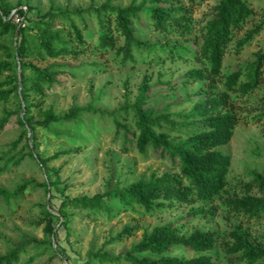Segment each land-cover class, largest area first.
<instances>
[{"label": "trees", "instance_id": "16d2710c", "mask_svg": "<svg viewBox=\"0 0 264 264\" xmlns=\"http://www.w3.org/2000/svg\"><path fill=\"white\" fill-rule=\"evenodd\" d=\"M112 0H105L99 7L85 10L75 9L57 14L49 13L45 18L35 19L36 34H24V27L12 21V8L0 0V39L8 34L16 36L15 46L0 44L5 59L0 60V76L12 70L9 60L16 61L18 71L6 83L12 84L10 90H0V102L6 103L12 91H19L18 108L24 116H18L21 126L44 129L52 124L77 123L80 116L100 118L110 122V131L120 138L123 152L133 146L140 154L147 149L158 154L176 170L139 179L127 186H121L119 180L104 192L90 197H64L59 209L53 214L46 206H41L36 225L42 226L43 236L55 240L56 232L53 221L56 220L64 229L68 226L70 213L78 211L86 216L114 213L113 204L122 208L136 206L144 213L154 215L181 205H193L189 215L201 217L212 215L206 206L220 200L226 211L245 220L264 219V172L251 170L250 180L242 184L240 195L227 192V174L230 167L228 156L216 148L227 144L233 129L239 122L238 108L243 99L253 93L261 84L264 73V48L256 53L254 60L227 74H222L223 59L227 47L234 35L242 31L244 23L254 13L246 0H218L210 17L201 25H195L190 9L178 0H141L138 5L132 0L124 8L111 6ZM202 0H188L190 6ZM16 9V8H15ZM93 13L96 18L98 36L95 42L86 43L81 31L70 20L71 16ZM18 16L25 13L22 9L15 12ZM148 20L149 31L164 40L149 42L135 36L133 24L141 16ZM264 16V12L262 13ZM68 21V33L54 27L55 20ZM264 28V19L246 31L235 41L233 51L238 54L253 37ZM196 41L190 43L189 35ZM173 36L172 38H170ZM121 39V45L117 42ZM160 39V38H159ZM168 39H172L170 41ZM19 40V41H18ZM112 51L122 63L134 65L137 60L143 63L164 65L165 63H192L197 66L184 73L188 83H200L203 86L176 104H165L159 110L148 108L153 88L150 76L144 75L137 87L132 103L125 102L117 109L106 112L90 106L78 108L71 106L65 114L57 116L51 108L41 111V120L28 116L30 108L40 106L45 98V89L58 84L57 77L65 75L64 66L46 65L44 67L27 61L29 54L44 59H78L84 56L105 55ZM92 71H100V64L95 60L84 63ZM28 72V75L25 73ZM159 74L156 84L170 86L169 81H162ZM3 83H0V88ZM32 95V96H30ZM39 101V102H38ZM259 115L255 118L264 121V97L257 107ZM8 119H0V131ZM26 137V132L23 134ZM20 138L17 140V142ZM16 142V143H17ZM25 147L32 151L34 146L26 142ZM73 150L64 152L72 153ZM51 158L39 159L45 166ZM27 186L37 187L32 182H23L11 193L0 188V199L5 205L19 199ZM46 190V185L44 186ZM256 189V194H251ZM224 193V194H223ZM134 229L123 228L114 239L130 235ZM223 252L230 264H259L264 262V237H259L255 244L249 239L247 231L239 225L230 224L225 233ZM218 236L209 231L194 230L188 235L180 233L179 227L166 223L143 231L140 240L116 256L106 251L89 253L81 264H218L207 253L217 244ZM51 249V243H49ZM182 247L198 255L186 259L169 255L171 249ZM24 244L9 247L0 256V264H15ZM60 254V249H55Z\"/></svg>", "mask_w": 264, "mask_h": 264}, {"label": "rangeland", "instance_id": "374dc122", "mask_svg": "<svg viewBox=\"0 0 264 264\" xmlns=\"http://www.w3.org/2000/svg\"><path fill=\"white\" fill-rule=\"evenodd\" d=\"M4 1L12 8L10 15L12 21L24 27L25 35L31 36L37 32L33 24L35 19L45 18L49 13L57 14L75 9L99 7L105 0ZM131 1L112 0L110 5L124 8ZM140 1L135 0L134 4L138 5ZM178 1L189 7L191 18L198 26L210 17L212 8L218 0H202L192 6L189 5L188 0ZM246 2L254 13L244 23L242 31L234 35L227 47L221 69L224 75L253 61L256 53L264 48L263 28L238 54L233 51L235 41L264 19L262 15L264 0H246ZM19 8L24 11L23 16L15 14ZM140 16V20L133 24L136 38L149 42L161 40L162 37L149 31L148 20L144 15ZM70 20L81 31L86 43L96 41L98 31L93 13H84L80 17L71 16ZM54 27L66 33L69 30L67 20L56 19ZM191 35L188 41L193 43L196 40ZM15 39V35L8 34L0 39V44L9 48L14 47L17 41ZM121 43L120 39L116 45L119 46ZM0 60H6L2 49H0ZM93 60L100 64V71L81 68L82 64ZM119 60L120 58L112 51H108L105 55H88L65 60H41L29 54L27 61L37 66L44 67L50 64L64 66L61 69L65 75L57 77L58 84L45 89V98L42 99L40 106L31 107L28 116L41 120V111L48 108H51L55 115L62 116L71 106L78 108L90 106L100 111L111 112L125 102L132 103L144 75H149L150 83L153 84V88L148 93L150 95L148 108L153 110H159L167 103L176 104L203 86L200 83H188L184 80V73L196 67V64L154 65L137 60L131 65ZM9 61L12 70L0 76V83H3L0 90H10L12 84L6 81L19 72L16 61ZM25 73L28 75V72ZM159 74L164 76L162 81H169L170 86L155 83ZM262 77L261 84L243 99L241 107L237 109L240 119L233 129L230 141L216 148L230 159L226 187L229 194L243 193L241 185L250 180L248 174L251 170L264 172V121L255 118L259 115L257 107L264 97V73ZM17 97L19 91H12L8 102H0V119H8L5 127L0 131V188L11 193L23 182H32L37 187L27 186L20 193L19 199L11 201L8 205L0 199V256L9 247L24 244V249L19 253L15 264H81L89 253L97 251H106L111 256H116L136 244L143 231L173 223L179 227L183 235H188L194 230L216 234L217 244L207 254L218 264H230L223 252L225 233L230 224L245 229L249 239L255 244L259 242V237H264V219L245 220L230 215L219 199L206 206L213 211V214L204 217L188 214L190 208L198 207L201 205L200 202L176 206L154 215L146 214L136 206L124 209L116 204H113L115 211L110 217L103 213L86 216L78 211L68 210L66 212L71 214L68 226L64 229L54 220L53 226L57 231L55 240L44 237L42 226L36 225L41 206H46L56 215L64 197H90L104 192L118 180L121 186H127L139 179H148L152 175L159 176L165 172L173 173L176 170L150 149H147L145 154H140L130 146L129 150L123 152L120 149V138L110 131V122L106 119L80 116L76 124H52L46 129L33 126L34 137L31 138L28 126H21L17 122L18 116H24V111H19ZM25 132L26 137H23ZM26 142L34 146L31 152L25 147ZM70 150L73 152L64 153ZM55 154H59L56 159H50L44 167L41 166L39 159L45 160ZM250 193L256 194L257 191L251 189ZM125 227L134 230L130 235L114 239ZM56 248L60 249L61 255L56 254ZM169 255L190 259L198 254L189 249L175 247L171 249Z\"/></svg>", "mask_w": 264, "mask_h": 264}]
</instances>
